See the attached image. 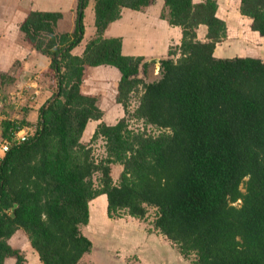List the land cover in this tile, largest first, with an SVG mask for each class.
I'll return each instance as SVG.
<instances>
[{
    "label": "trees",
    "instance_id": "trees-1",
    "mask_svg": "<svg viewBox=\"0 0 264 264\" xmlns=\"http://www.w3.org/2000/svg\"><path fill=\"white\" fill-rule=\"evenodd\" d=\"M88 2L78 0L72 34L57 32L61 13L31 12L21 25L26 41L51 59L58 96L41 108L28 141L18 145L14 138L27 122L3 124V138L13 145L0 164V264L25 263L9 243L20 230L43 264H80L93 250L82 232L89 205L102 195L110 219L126 212L144 221L155 208L154 227L185 258L195 254V264H264V62L215 57L228 34L217 0H165L163 19L183 30L180 56L160 61L158 77L147 81L150 64L123 55L122 40L104 34L124 8L140 11L155 0H97V38L78 57L73 50L85 35ZM240 13L264 37V0H241ZM201 25L208 27L206 42L197 37ZM99 66L120 71L117 103L125 117L98 125L92 142L103 139L107 152L98 163L82 139L104 112L81 86ZM140 87L132 117L165 131L158 136L130 128V101ZM115 165L124 168L119 184Z\"/></svg>",
    "mask_w": 264,
    "mask_h": 264
},
{
    "label": "crops",
    "instance_id": "crops-1",
    "mask_svg": "<svg viewBox=\"0 0 264 264\" xmlns=\"http://www.w3.org/2000/svg\"><path fill=\"white\" fill-rule=\"evenodd\" d=\"M96 1L89 0L85 9V35L82 43L73 50L75 56L83 57L87 45L97 38ZM203 1L193 0V3ZM217 4V16L227 23L228 34L227 39L217 45L215 57H250L264 62V37L252 31L251 19L241 15V0H217ZM77 7L78 0H0V73L15 70V66L21 63L22 71L18 72L14 87L17 97L23 93L25 100L17 106L29 103L31 109L26 107L25 111H20L17 119L27 122L21 124L24 126L21 130L28 135L35 134L40 110L57 93L58 81L56 75L50 72L51 59L26 41L21 25L31 12L61 13L63 18L58 23L57 32L72 34L76 28ZM163 13H169L165 0H155L140 11L124 8L121 18L109 26L104 38L121 39L123 55L144 58L143 63L156 69L160 61L176 58L175 54L170 56L171 51H176L177 58L180 56L179 48L183 40L182 28L171 26L167 19H163ZM232 32L242 38V45L231 48ZM207 34L208 27L201 25L197 30L198 40L206 42ZM121 77L120 71L112 66L89 69L81 89L84 94L98 98V106L104 112V117L102 121L88 124L82 142L94 135L100 123L115 125L125 117L123 106L117 103ZM33 95L34 100L27 102L26 98H33ZM0 118H3L1 113ZM89 207L90 221L82 227V232L93 242V250L85 255L80 264H97L100 254L109 256V261L114 260L111 264H134V260H137L135 264H189L177 246L162 235L153 223L146 224L129 215L110 219L106 195L93 200ZM26 238L27 235L20 230L9 243L23 252L26 259L24 264H43ZM15 261L11 258L5 264H15Z\"/></svg>",
    "mask_w": 264,
    "mask_h": 264
},
{
    "label": "rangeland",
    "instance_id": "rangeland-1",
    "mask_svg": "<svg viewBox=\"0 0 264 264\" xmlns=\"http://www.w3.org/2000/svg\"><path fill=\"white\" fill-rule=\"evenodd\" d=\"M238 36H239L238 33L232 32L231 38H232L233 42L230 44L231 48L234 46L242 45L243 40H242V38H238ZM173 52H176V51L173 50ZM176 59H177V56H176ZM159 67H160V63L157 64L156 69H155V66H153L152 69H150L151 72H150V75H148L149 79L146 77L148 80L143 75L140 77L143 80L146 79L147 81L152 80V79L153 80L156 79L160 73V69L158 70ZM20 69H21V63H19V65L17 64L15 66V70L13 68V70L12 69L8 70L6 73L3 72V75H4V78H3L4 83L3 84H1V78H0V113H1V117H3V118H0V141L6 140L3 138L4 133L2 130L5 120L9 119V120L15 121L17 125L21 126L20 122H22V120L17 119V116L20 113V111H23V110L25 111L26 107L30 108L29 103H26V105L17 106V105H19L20 101L25 100L24 94L22 93L21 95H19L17 97L16 88L14 87L15 82L11 81V79L17 80L18 70H20ZM154 69H155V71H154ZM14 72H15V74L13 75ZM142 92H143V87H140L139 91L132 95V98L130 101V109H129L131 117L128 119L130 128L135 132L144 133L148 136L149 135L150 136H158L165 131L161 130L159 128H156L154 126L145 125V123L143 121L136 120L132 117L133 112L139 106L138 101H139V97H140ZM56 95H58V89H57V93L54 96H56ZM26 100H27V102H29L28 100L33 101L34 95H33V98L32 97H30L28 99L26 98ZM15 106L18 108L14 109ZM92 137L93 136L86 137L87 139H84L83 142H84V144L91 146L92 156H93L94 160L99 163L107 157L106 142L103 139H99L96 142H92ZM6 141H8V140H6ZM9 142H11V141H9ZM12 145H13V143H12ZM123 169L124 168L121 165H115L114 166V182L117 184H119V182H120V176L123 172ZM100 179H101V174L97 173L94 177V183L96 186L100 185ZM245 186H246L245 184H243L241 186V191L243 193L246 192ZM234 206L241 207L242 202L239 201L236 204H234ZM121 215L123 217V216L127 215V213L122 212ZM156 217H157V210L155 208H150L148 216H147L146 220H144L143 222L144 223L146 222V224L153 223L155 221ZM26 239L28 240V238H26ZM13 245H12V247H14ZM14 248H16V247H14ZM185 259L189 262V264H195L197 257L195 254H191V255H189V257H187ZM113 261L114 260L109 261V256L106 257L104 254H102V255L100 254V256L98 257V263L97 264H111V262H113ZM136 261L137 260H134V264L137 263ZM15 263H16V261H15Z\"/></svg>",
    "mask_w": 264,
    "mask_h": 264
},
{
    "label": "built area",
    "instance_id": "built-area-1",
    "mask_svg": "<svg viewBox=\"0 0 264 264\" xmlns=\"http://www.w3.org/2000/svg\"><path fill=\"white\" fill-rule=\"evenodd\" d=\"M29 135L25 133L23 130L19 129L14 132V138L16 140V144H21L29 140ZM12 147V143L6 140L0 141V164L2 163L6 154L10 151Z\"/></svg>",
    "mask_w": 264,
    "mask_h": 264
},
{
    "label": "water",
    "instance_id": "water-1",
    "mask_svg": "<svg viewBox=\"0 0 264 264\" xmlns=\"http://www.w3.org/2000/svg\"><path fill=\"white\" fill-rule=\"evenodd\" d=\"M160 69V67L158 68V70ZM58 95L55 96V98L57 97Z\"/></svg>",
    "mask_w": 264,
    "mask_h": 264
}]
</instances>
